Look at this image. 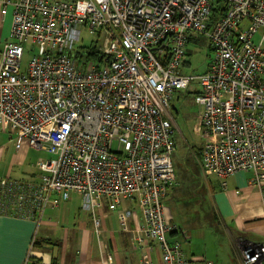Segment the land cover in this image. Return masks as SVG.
Wrapping results in <instances>:
<instances>
[{
	"label": "built area",
	"instance_id": "built-area-1",
	"mask_svg": "<svg viewBox=\"0 0 264 264\" xmlns=\"http://www.w3.org/2000/svg\"><path fill=\"white\" fill-rule=\"evenodd\" d=\"M213 1L0 0L1 15L12 7L0 55V124L13 131L16 147L26 139L50 155L35 162V180L0 177V215L38 227L47 207L77 193L98 230L94 212L105 199L139 250L138 264H193L170 236L187 235L163 212L174 182L173 93L198 87L194 130L203 138L205 174L224 180L252 171L251 184L264 180V0H216L217 8ZM84 27L103 37L97 61L77 47ZM192 31L212 50L200 74L180 73ZM24 43L37 52L22 70ZM122 200L130 206L118 207ZM240 257L264 264V245L244 246Z\"/></svg>",
	"mask_w": 264,
	"mask_h": 264
},
{
	"label": "crops",
	"instance_id": "crops-1",
	"mask_svg": "<svg viewBox=\"0 0 264 264\" xmlns=\"http://www.w3.org/2000/svg\"><path fill=\"white\" fill-rule=\"evenodd\" d=\"M11 22L12 7L8 6L5 14H0V55L4 45L10 41ZM193 132L196 134V130ZM197 167L203 181L197 186L192 202L201 213L212 212V219L221 229L223 247L215 259L193 256L192 250L185 245L189 241V231L183 230L186 238L178 233L170 236L179 237L185 256L193 264H203L204 261L242 264V247L264 245V205L261 200L264 180L261 186H255L251 184L252 171H238L222 179L225 182L223 186L217 176L203 172L198 156ZM0 177L23 181L37 178L34 163L32 165V147L26 139L16 147L15 134L1 124ZM174 186L168 188L165 198L172 193ZM52 197L59 198V194L53 193ZM80 201L77 193H71L68 200H60L57 205L47 207L38 227L26 218L0 215V264H29L30 257H34L37 264H138L139 250L132 247L130 233L122 230L116 213L101 204L102 207L94 212L99 220L96 230L92 213L84 212ZM122 201L126 202L125 207L130 206L128 200ZM163 212L166 221L171 218L164 201ZM139 216L136 212L128 217L127 225L131 230L139 223ZM150 256L154 263L159 260L157 246L151 249Z\"/></svg>",
	"mask_w": 264,
	"mask_h": 264
},
{
	"label": "rangeland",
	"instance_id": "rangeland-1",
	"mask_svg": "<svg viewBox=\"0 0 264 264\" xmlns=\"http://www.w3.org/2000/svg\"><path fill=\"white\" fill-rule=\"evenodd\" d=\"M218 4L216 0L213 1L214 8H217ZM259 35V32L256 33L253 36V41L257 42ZM102 40L103 37L99 35L98 31L92 32L84 27L81 30V40L77 43V47L79 51L85 52L103 43ZM31 48L30 44H23L22 70H25L33 53L37 52V48L34 51ZM186 52L187 63L180 68V73L200 74L206 70L211 59L212 50L205 36L199 32L192 31L191 39L186 46ZM86 59L84 56L83 60ZM197 88L195 84H191L186 90L174 92L170 100L169 114L175 123V150L171 154V160L176 179L173 183L175 186L172 193L168 194L167 198H164V204L171 215V218H167V221L182 230L189 231V241L187 240L185 245L187 249L192 250L191 255L215 259L216 254L223 247V242L220 238L221 234L219 233L221 229L216 226V222L212 219L211 211L206 214L205 212L201 213L194 208V203L192 202L195 190L197 192V186H199L200 181H203L197 167L198 151L203 143V138L193 132L196 125L195 113L197 107L194 96ZM40 156L46 158L50 155L45 151L32 148V165L33 163L35 164ZM100 203L103 206L106 205L107 209L105 199L100 200ZM125 204L126 202L122 201L120 207L126 209ZM107 212L110 213V211ZM136 212L139 214V211L136 210Z\"/></svg>",
	"mask_w": 264,
	"mask_h": 264
},
{
	"label": "trees",
	"instance_id": "trees-1",
	"mask_svg": "<svg viewBox=\"0 0 264 264\" xmlns=\"http://www.w3.org/2000/svg\"><path fill=\"white\" fill-rule=\"evenodd\" d=\"M214 12H216V10H213V17H216V14L214 13ZM86 53H87V57H88V59H93V60H98L99 59V56L97 55V54H95V47H94V49H88L87 51H86ZM174 183V182H173ZM173 185V184H172ZM171 185V186H172ZM170 186V187H171ZM36 244H39L38 242L36 243ZM30 263L29 264H37L36 262V260H35V258L34 257H30V261H29ZM52 264H55V263H52Z\"/></svg>",
	"mask_w": 264,
	"mask_h": 264
}]
</instances>
